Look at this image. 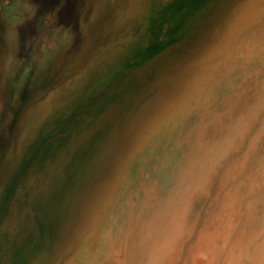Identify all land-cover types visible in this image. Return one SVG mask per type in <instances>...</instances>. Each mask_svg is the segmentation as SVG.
Here are the masks:
<instances>
[{"label": "rangeland", "instance_id": "1", "mask_svg": "<svg viewBox=\"0 0 264 264\" xmlns=\"http://www.w3.org/2000/svg\"><path fill=\"white\" fill-rule=\"evenodd\" d=\"M0 264H264V0H0Z\"/></svg>", "mask_w": 264, "mask_h": 264}]
</instances>
